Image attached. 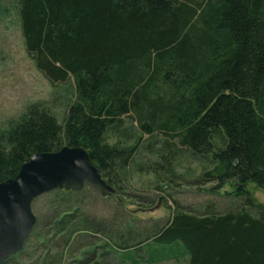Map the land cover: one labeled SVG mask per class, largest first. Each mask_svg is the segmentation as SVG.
Wrapping results in <instances>:
<instances>
[{"label": "trees", "instance_id": "obj_1", "mask_svg": "<svg viewBox=\"0 0 264 264\" xmlns=\"http://www.w3.org/2000/svg\"><path fill=\"white\" fill-rule=\"evenodd\" d=\"M17 3L28 56L52 85L72 80L74 98L62 123L32 103L0 129V182L33 154L79 146L118 187L140 144L107 137L127 122L137 143L161 139L154 168L186 149L212 165L211 190L230 183L244 208L173 212L151 237L117 247L126 261L264 264V204L248 190H264V0Z\"/></svg>", "mask_w": 264, "mask_h": 264}, {"label": "rangeland", "instance_id": "obj_2", "mask_svg": "<svg viewBox=\"0 0 264 264\" xmlns=\"http://www.w3.org/2000/svg\"><path fill=\"white\" fill-rule=\"evenodd\" d=\"M17 6V0H0V129L32 103L62 123L74 98L72 80L52 85L36 69L25 50ZM125 124L109 132L107 142L140 146L122 171L116 192L103 197L84 186L80 191L55 189L36 197L31 203L35 224L22 249L4 264H87L95 260L129 264L126 253L117 247L151 237L173 212L202 216L244 208L242 199L231 194L230 183L211 190L214 182L203 180V174L212 165L186 149L168 154L166 167L154 168L160 162L161 139L146 135L137 143L139 133ZM248 190L264 204V190L253 184ZM62 226L67 230L62 231Z\"/></svg>", "mask_w": 264, "mask_h": 264}, {"label": "water", "instance_id": "obj_3", "mask_svg": "<svg viewBox=\"0 0 264 264\" xmlns=\"http://www.w3.org/2000/svg\"><path fill=\"white\" fill-rule=\"evenodd\" d=\"M84 186L103 197L116 191L79 146L33 154L13 178L0 182V264L22 249L35 224L31 203L36 197L55 189L80 191Z\"/></svg>", "mask_w": 264, "mask_h": 264}, {"label": "crops", "instance_id": "obj_4", "mask_svg": "<svg viewBox=\"0 0 264 264\" xmlns=\"http://www.w3.org/2000/svg\"><path fill=\"white\" fill-rule=\"evenodd\" d=\"M164 262H169V261H167V260H166V261H162V262H160L159 264H162V263H164ZM174 263H175V262H174ZM174 263H172V264H174ZM178 264H186V263H185V260H183V261H181V262L178 263Z\"/></svg>", "mask_w": 264, "mask_h": 264}]
</instances>
